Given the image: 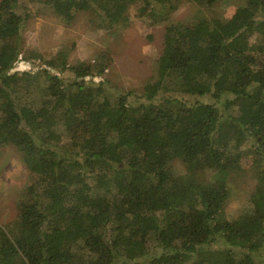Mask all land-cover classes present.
I'll use <instances>...</instances> for the list:
<instances>
[{
    "label": "trees",
    "instance_id": "16d2710c",
    "mask_svg": "<svg viewBox=\"0 0 264 264\" xmlns=\"http://www.w3.org/2000/svg\"><path fill=\"white\" fill-rule=\"evenodd\" d=\"M219 1H44L66 24L89 11L94 31L119 32L109 4L166 23L165 61L137 95L109 85V48L71 62L28 49L34 12L0 0V150L28 172L0 264H264V45L251 42L264 44V0L171 21ZM242 175L253 192L226 212Z\"/></svg>",
    "mask_w": 264,
    "mask_h": 264
},
{
    "label": "rangeland",
    "instance_id": "374dc122",
    "mask_svg": "<svg viewBox=\"0 0 264 264\" xmlns=\"http://www.w3.org/2000/svg\"><path fill=\"white\" fill-rule=\"evenodd\" d=\"M23 5L30 6L34 15L24 27L23 37L26 47L49 56H69L70 62L75 59H89L100 50L109 48L113 53V63L106 76L113 88L126 91L134 89L139 95L150 85L154 66L162 58V34L166 23L151 24L146 16L139 18L136 7L129 9L109 4L107 15L117 22L119 32L94 31L89 11H79L71 24H66L57 15L40 9L45 0H19ZM245 0H220L209 7L195 4L183 5L172 18V22H192L196 16L226 19L244 7ZM116 24V26H117ZM264 32V26L259 28ZM260 32V31H259ZM153 35L154 38L148 37ZM258 36L252 43L264 45ZM30 62L16 63L15 69H30ZM63 77H73L66 71ZM16 150L5 147L0 150V224L7 223L17 214L19 193L28 179L24 164L19 161ZM249 165H247L248 167ZM253 182L249 175H242L233 184L232 196L225 205L226 212L236 211L249 199L253 192Z\"/></svg>",
    "mask_w": 264,
    "mask_h": 264
}]
</instances>
